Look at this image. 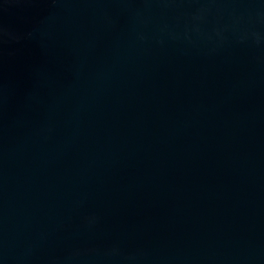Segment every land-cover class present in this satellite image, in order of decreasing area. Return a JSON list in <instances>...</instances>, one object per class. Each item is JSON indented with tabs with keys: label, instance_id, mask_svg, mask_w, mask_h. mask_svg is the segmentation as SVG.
I'll use <instances>...</instances> for the list:
<instances>
[{
	"label": "water",
	"instance_id": "1",
	"mask_svg": "<svg viewBox=\"0 0 264 264\" xmlns=\"http://www.w3.org/2000/svg\"><path fill=\"white\" fill-rule=\"evenodd\" d=\"M0 264H264V0H0Z\"/></svg>",
	"mask_w": 264,
	"mask_h": 264
}]
</instances>
